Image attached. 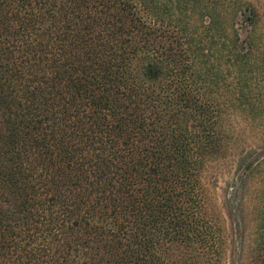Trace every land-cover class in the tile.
<instances>
[{
	"label": "trees",
	"instance_id": "obj_1",
	"mask_svg": "<svg viewBox=\"0 0 264 264\" xmlns=\"http://www.w3.org/2000/svg\"><path fill=\"white\" fill-rule=\"evenodd\" d=\"M254 23L247 0H0V264H223L202 172L228 112L264 126ZM241 164L264 264V159Z\"/></svg>",
	"mask_w": 264,
	"mask_h": 264
},
{
	"label": "rangeland",
	"instance_id": "obj_2",
	"mask_svg": "<svg viewBox=\"0 0 264 264\" xmlns=\"http://www.w3.org/2000/svg\"><path fill=\"white\" fill-rule=\"evenodd\" d=\"M247 1L255 10L254 26H248L247 31H250L254 39L250 63L257 70L252 77L253 85L258 88L254 87L255 94L253 96L251 93L250 97L251 101L257 102L258 98H264V0ZM246 26L243 28L246 29ZM228 113L234 137L230 152L227 156L211 159L206 164L202 181L209 206L223 228V264H252L250 249L255 217L250 197L255 181L249 178L248 172L240 173L241 159L250 155H259L264 159V126L257 121L246 120L238 113Z\"/></svg>",
	"mask_w": 264,
	"mask_h": 264
}]
</instances>
